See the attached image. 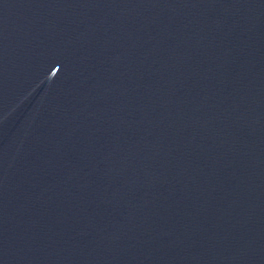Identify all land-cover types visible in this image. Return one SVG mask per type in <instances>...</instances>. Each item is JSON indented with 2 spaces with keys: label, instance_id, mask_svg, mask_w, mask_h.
Masks as SVG:
<instances>
[{
  "label": "water",
  "instance_id": "1",
  "mask_svg": "<svg viewBox=\"0 0 264 264\" xmlns=\"http://www.w3.org/2000/svg\"><path fill=\"white\" fill-rule=\"evenodd\" d=\"M0 264H264V0H0Z\"/></svg>",
  "mask_w": 264,
  "mask_h": 264
}]
</instances>
